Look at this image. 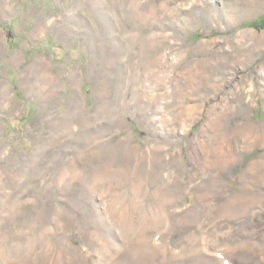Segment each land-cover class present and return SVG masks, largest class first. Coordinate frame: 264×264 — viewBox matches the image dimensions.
I'll use <instances>...</instances> for the list:
<instances>
[{
	"label": "rangeland",
	"instance_id": "rangeland-1",
	"mask_svg": "<svg viewBox=\"0 0 264 264\" xmlns=\"http://www.w3.org/2000/svg\"><path fill=\"white\" fill-rule=\"evenodd\" d=\"M264 0H0V264H264Z\"/></svg>",
	"mask_w": 264,
	"mask_h": 264
},
{
	"label": "trees",
	"instance_id": "trees-1",
	"mask_svg": "<svg viewBox=\"0 0 264 264\" xmlns=\"http://www.w3.org/2000/svg\"><path fill=\"white\" fill-rule=\"evenodd\" d=\"M248 26L255 28L256 30H262L264 29V20H262L261 22L257 23V22H250L247 23Z\"/></svg>",
	"mask_w": 264,
	"mask_h": 264
}]
</instances>
